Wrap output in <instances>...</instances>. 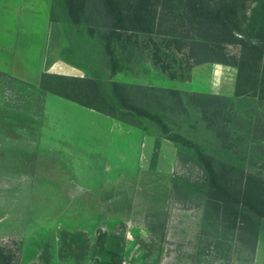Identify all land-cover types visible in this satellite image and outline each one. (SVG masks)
Wrapping results in <instances>:
<instances>
[{"label": "rangeland", "instance_id": "1", "mask_svg": "<svg viewBox=\"0 0 264 264\" xmlns=\"http://www.w3.org/2000/svg\"><path fill=\"white\" fill-rule=\"evenodd\" d=\"M188 2L143 0L142 12L155 19L154 29L119 32L112 43L115 74L105 51L107 29L66 18L64 49L72 76L94 80L107 105L120 111L112 81L167 90L156 56L177 75L188 72L174 38L163 35L172 27L179 35L188 33L182 26ZM19 3L0 0V247L10 264H96L109 247L121 250L122 264H264V220L252 252L205 219L206 173L196 151L211 157L217 169L238 167L263 181L260 100L250 92L225 97L204 113L184 95L178 101L155 90L146 100L139 90H129L132 103L158 115L195 149L166 140L160 126L146 118L134 116L139 124L130 125L51 94L42 97L10 74ZM247 5L258 28L255 5L251 0ZM242 14L239 10L240 20ZM226 50L237 54L239 48ZM221 66L194 67L210 87L226 78L227 89L230 73ZM63 232L88 238L82 260L79 252L60 259ZM102 232L115 239L98 243ZM45 250L48 261L42 259Z\"/></svg>", "mask_w": 264, "mask_h": 264}, {"label": "trees", "instance_id": "2", "mask_svg": "<svg viewBox=\"0 0 264 264\" xmlns=\"http://www.w3.org/2000/svg\"><path fill=\"white\" fill-rule=\"evenodd\" d=\"M255 5L252 10L258 15V28L251 23L246 12L250 5L248 0H189L187 15L188 22L183 23L188 33L179 35L176 27L170 28L163 35L174 38L179 51L183 52L186 65L185 75H177L168 62H163L156 56L160 70L172 81H189L192 67L205 63H216L237 69L235 97L247 93L257 97L264 105V0H251ZM143 0H52L50 8V21L64 24L70 18L72 24L88 23L93 27L101 26L107 29L103 39L105 51L109 58L111 73L115 74L117 60L112 43L119 36V32L133 31L151 32L154 29L155 19L151 14L142 12ZM239 10L243 11L242 20L239 19ZM61 18L59 17V14ZM158 34H162L161 32ZM182 42V46L177 43ZM227 46H237V54H230ZM184 49V50H182ZM66 50L61 51V59L72 65L65 58ZM197 69L195 73L199 75ZM200 76V75H199ZM22 82V81H21ZM36 89L43 97L51 94L82 107L93 109L118 121L135 125L134 116L146 118L157 123L165 139L184 146L194 147L180 135L173 134L168 126L156 114H152L143 105L132 103L129 90L137 89L142 92L146 100L150 99L148 92L157 89L127 86L112 81V94L117 99L120 111L113 105H107L94 80L74 76H64L50 73H41L38 86L27 84ZM174 96L178 101L181 96L187 97L188 102L204 113L215 110V102L228 100L222 96L180 92L174 89L160 90ZM264 136V123L262 124ZM264 138V137H263ZM197 155L206 173V199L204 205L205 219L215 225H221L229 230L235 240L254 252L261 220H264V180L255 179L243 169L222 165L218 169L214 166L211 157L197 150ZM109 235L102 232L97 242L104 245ZM112 236L109 240H114ZM102 249L104 247L102 246ZM89 240L84 233L61 234L60 259L79 252L77 258L82 260L88 253ZM118 248H105L104 259L96 264H122ZM47 250L42 259L48 261ZM11 256L0 247V264H10Z\"/></svg>", "mask_w": 264, "mask_h": 264}, {"label": "crops", "instance_id": "3", "mask_svg": "<svg viewBox=\"0 0 264 264\" xmlns=\"http://www.w3.org/2000/svg\"><path fill=\"white\" fill-rule=\"evenodd\" d=\"M50 8L51 0H20L19 3L10 74L34 86L39 85L41 73L74 75L75 69L60 56L65 43L64 24L50 21ZM221 67L230 73L227 89L222 87L223 83H227L226 78L218 83L220 87H210L209 81L203 82L206 78L195 73L196 67L191 68L189 81L165 79L162 87L187 93L234 97L237 69Z\"/></svg>", "mask_w": 264, "mask_h": 264}]
</instances>
